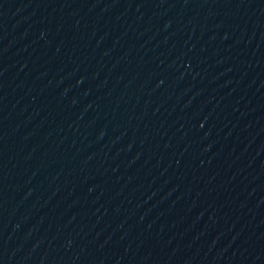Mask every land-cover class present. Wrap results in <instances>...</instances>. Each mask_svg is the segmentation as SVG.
Returning a JSON list of instances; mask_svg holds the SVG:
<instances>
[{
  "label": "water",
  "instance_id": "obj_1",
  "mask_svg": "<svg viewBox=\"0 0 264 264\" xmlns=\"http://www.w3.org/2000/svg\"><path fill=\"white\" fill-rule=\"evenodd\" d=\"M0 264H264V0H0Z\"/></svg>",
  "mask_w": 264,
  "mask_h": 264
}]
</instances>
